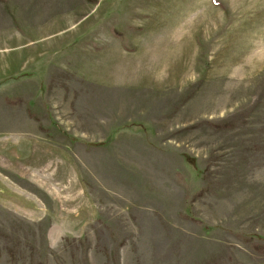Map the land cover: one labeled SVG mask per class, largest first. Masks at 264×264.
Instances as JSON below:
<instances>
[{"label":"rangeland","instance_id":"obj_1","mask_svg":"<svg viewBox=\"0 0 264 264\" xmlns=\"http://www.w3.org/2000/svg\"><path fill=\"white\" fill-rule=\"evenodd\" d=\"M0 264H264V0H0Z\"/></svg>","mask_w":264,"mask_h":264},{"label":"trees","instance_id":"obj_2","mask_svg":"<svg viewBox=\"0 0 264 264\" xmlns=\"http://www.w3.org/2000/svg\"><path fill=\"white\" fill-rule=\"evenodd\" d=\"M187 160H189V158L187 157ZM189 161H191V160H189ZM192 162V161H191Z\"/></svg>","mask_w":264,"mask_h":264}]
</instances>
